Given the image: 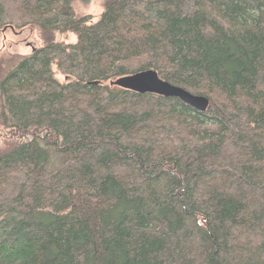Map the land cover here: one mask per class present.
I'll list each match as a JSON object with an SVG mask.
<instances>
[{
	"label": "trees",
	"instance_id": "trees-1",
	"mask_svg": "<svg viewBox=\"0 0 264 264\" xmlns=\"http://www.w3.org/2000/svg\"><path fill=\"white\" fill-rule=\"evenodd\" d=\"M74 4L0 0L41 41L0 78V264H264V0ZM147 69L208 109L115 84Z\"/></svg>",
	"mask_w": 264,
	"mask_h": 264
},
{
	"label": "rangeland",
	"instance_id": "rangeland-1",
	"mask_svg": "<svg viewBox=\"0 0 264 264\" xmlns=\"http://www.w3.org/2000/svg\"><path fill=\"white\" fill-rule=\"evenodd\" d=\"M74 8L78 17L89 16L90 20H97L103 10L104 0H89L82 2V0H74ZM75 38L72 34L67 37V41H74ZM40 38L35 27H25L22 30L7 29L0 32V78L4 74L15 66L19 61L20 57L29 54L33 49L40 44ZM57 70V69H56ZM56 76L64 81L65 77L60 71L57 70ZM6 91H8L5 88ZM1 93V92H0ZM8 94H10L8 92ZM6 92V96L8 97ZM11 95V94H10ZM6 99V97H5ZM0 109H1V98H0ZM18 134V135H17ZM12 131L6 127H0V136L7 135L10 143L18 144L21 142V132ZM20 140V142H18ZM6 140L0 137V150L6 149ZM8 148L6 149V151Z\"/></svg>",
	"mask_w": 264,
	"mask_h": 264
},
{
	"label": "water",
	"instance_id": "water-1",
	"mask_svg": "<svg viewBox=\"0 0 264 264\" xmlns=\"http://www.w3.org/2000/svg\"><path fill=\"white\" fill-rule=\"evenodd\" d=\"M115 84L141 93H156L164 96L178 97L183 102L200 111H206L210 104L208 97L193 94L182 87L162 79L154 69L142 70L124 76L116 80Z\"/></svg>",
	"mask_w": 264,
	"mask_h": 264
}]
</instances>
